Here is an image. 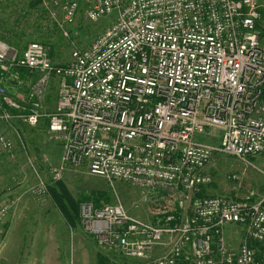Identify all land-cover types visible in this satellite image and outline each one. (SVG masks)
<instances>
[{
	"label": "built area",
	"instance_id": "1",
	"mask_svg": "<svg viewBox=\"0 0 264 264\" xmlns=\"http://www.w3.org/2000/svg\"><path fill=\"white\" fill-rule=\"evenodd\" d=\"M41 3L70 39L79 1ZM85 3L89 20L112 22L88 45L72 44L64 63L43 43L19 50L0 40V119L10 127L48 122L63 149L53 181L72 170L106 181L115 201L100 207L85 201L80 208L82 227L104 250L136 264H264V190L251 188L242 197L206 192L214 182L206 167L216 156L250 164L264 155L258 1ZM21 68L37 77L23 80ZM214 128L222 132L218 144L211 142ZM0 154L16 156L14 139L3 133ZM119 183L138 190L135 208H145L148 218L128 211ZM31 191L49 197L43 181ZM18 204L19 198L2 201L0 223Z\"/></svg>",
	"mask_w": 264,
	"mask_h": 264
},
{
	"label": "rangeland",
	"instance_id": "2",
	"mask_svg": "<svg viewBox=\"0 0 264 264\" xmlns=\"http://www.w3.org/2000/svg\"><path fill=\"white\" fill-rule=\"evenodd\" d=\"M29 1L31 0H0V38L8 30L16 31L20 39L9 37V40H20L18 45L22 48L31 43L32 39L37 40L38 29L50 32L55 30L59 34L53 41L60 42L56 44L58 51L55 57L58 62H66L69 59L74 47L72 44L88 45L112 22L111 17L92 22L86 15L85 0H78L82 6L80 5L76 23L68 27L71 38L61 40L60 32L54 26L56 20L43 8V4L39 3L33 9ZM257 1L262 16L264 0ZM63 16L61 9L57 10L56 18L62 20ZM80 24L90 25L88 35L78 33ZM261 42L264 46V35ZM25 88H18V94L27 92ZM57 89L58 83L54 81L51 89L53 97L56 96ZM2 133L14 139L16 156L9 159L4 156L6 154L0 155V204L8 198H19V204L0 223V264H95L99 250L112 254L113 252L99 246L98 241L83 227L71 230L50 198H40L31 191L41 181L47 184L52 181L51 168L62 161L63 149L60 142L39 126L31 127L15 122L14 126L10 127L0 119V134ZM212 133L214 137L211 142L218 144L219 138L222 137L221 130L214 128ZM208 139L211 138H202L206 141ZM249 160L250 164L230 155L216 156L206 167V171L210 172L214 179L207 187V194L222 193L242 197L251 188L264 190V155ZM233 174L239 180L230 179L229 176ZM62 179L75 196L82 191L111 190L103 178L84 172L66 171ZM117 193L131 214L148 218L149 213H146L145 208L140 211L135 208V203L140 198L136 188L127 183H119ZM229 232L234 237L238 230L233 227L229 228ZM231 242L238 245V240ZM114 252L118 254L113 253L119 257L120 264H124V260L125 264H136L135 259L123 256L118 251Z\"/></svg>",
	"mask_w": 264,
	"mask_h": 264
},
{
	"label": "trees",
	"instance_id": "3",
	"mask_svg": "<svg viewBox=\"0 0 264 264\" xmlns=\"http://www.w3.org/2000/svg\"><path fill=\"white\" fill-rule=\"evenodd\" d=\"M29 2L31 3V6L33 8V7L38 6L39 3L42 2V0H31ZM80 5H81V2H80ZM259 11H260V9H259ZM54 26H56V28L58 29V32H60L59 38H61V40H63V39L65 40L66 37L63 35L62 31L58 28V26L56 24H54ZM263 26H264V11L262 12L261 18L257 21V27L262 32L264 31ZM77 30H78L79 34L84 33V34L88 35V32H90V25L85 24V26H84V25L80 24L79 27L77 28ZM51 31L52 32H50L48 30L44 31V30L38 29L36 31L37 35H38L37 40L32 39L31 41L32 42H40V43H43V44L49 46L50 47V56L53 60L56 61L57 59L55 56H56V51H58L56 44L58 45L60 42H59V40H57L54 43L53 40L55 38H57L59 33L57 34V31H55V30H51ZM263 35L264 34H262V39H263ZM9 37L13 38V39H20V35L16 31L10 32V30H8L7 32H5L4 36H1L0 40L6 41L10 45H13L16 48H18L19 50L25 49L30 44L29 43L28 45H25L24 47L20 48L18 44L21 41L19 40L18 42H13L11 39L9 40ZM62 63H64V62H62ZM19 72H20L22 79L25 81H28V80L33 81L37 77V74H35L34 72H31L28 69L21 68V69H19ZM51 92L52 91L50 90V92L48 94V98H47V103H50V104H52V102L56 98V96L53 97ZM38 126L41 127L44 132L48 131L47 130V126H48L47 121H42ZM24 130L27 131V129H24ZM0 155H3V154H0ZM4 156H6V155H4ZM48 190H49V197L48 198L51 199L53 204L56 206V208L62 214L66 224L68 225V227L73 231L78 230L79 228L82 227L80 208H81V204L83 202L91 201L95 204L96 207H100L103 202L104 203H112L113 202V194H111L112 191L109 189L82 191L78 196H75L70 191V189L68 188L67 184L65 183V181L63 179H61L59 181H53L52 180L48 184ZM113 253L108 254L106 252H102L101 250H99L96 253L95 264H120L118 262L119 257L114 255ZM115 254H117V253H115ZM124 261L122 263L125 264L126 261L125 262Z\"/></svg>",
	"mask_w": 264,
	"mask_h": 264
}]
</instances>
